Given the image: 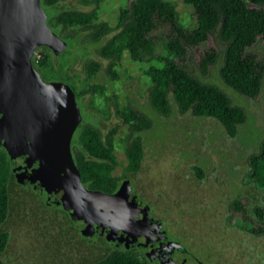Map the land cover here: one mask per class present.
<instances>
[{
  "label": "rangeland",
  "instance_id": "obj_1",
  "mask_svg": "<svg viewBox=\"0 0 264 264\" xmlns=\"http://www.w3.org/2000/svg\"><path fill=\"white\" fill-rule=\"evenodd\" d=\"M174 3L181 22L196 27L191 4L185 0ZM130 0H64L59 8L88 10L97 6L99 21L111 27L118 22L122 8ZM48 11V9H46ZM69 27H67L68 29ZM66 32L76 34L79 29ZM152 55L142 61L132 60L124 52L116 66L119 77L112 79L106 72L107 60L96 52L99 44L75 38L68 40V50L57 57L41 47L34 57L47 59L41 68L46 80H62L74 86L80 94L82 120L100 127L104 132L114 127L115 175L124 174L127 160L124 145L129 128L118 111L136 101L152 119V126L143 134L144 156L140 169L128 174L135 197L149 206L150 214L163 224L168 237L181 242L186 249V264H264V236H255L230 223L229 203L239 197L249 207L264 206V187L249 178L248 159L257 152L264 138V74L261 91L256 97L241 94L219 75L222 44L215 35L208 43L193 48L185 60L189 71L203 82L222 90L231 103L242 107L246 119L230 137L222 124L212 117H195L173 110L170 115H159L147 102L149 78L146 69L157 63V56L165 54V34ZM213 48L217 59L205 72L200 57ZM249 52L264 59V40L259 37ZM62 53V52H61ZM100 62L91 74L86 64ZM103 89L82 93L92 86ZM81 98V99H80ZM84 101V106L83 102ZM203 177L196 175L194 167ZM9 209L0 230L9 240L0 254L4 264H86L113 249L104 237L86 239L57 203L46 204L32 186L7 178ZM63 223V224H61ZM199 261V262H198ZM149 264H158L149 261Z\"/></svg>",
  "mask_w": 264,
  "mask_h": 264
},
{
  "label": "trees",
  "instance_id": "obj_2",
  "mask_svg": "<svg viewBox=\"0 0 264 264\" xmlns=\"http://www.w3.org/2000/svg\"><path fill=\"white\" fill-rule=\"evenodd\" d=\"M62 1L41 0L48 15V24L66 42L75 38L84 42L82 38H87V42L99 44L96 52L100 58L107 60L106 72L114 80L119 77L116 66L124 52L132 60L142 61L155 52L161 41L159 33L165 34V54L157 56V63L144 72L149 78L147 102L150 109L164 116L175 110L180 114L189 112L195 117H212L222 124L228 136H235L238 125L246 119L244 109L232 104L217 86L193 75L185 60L190 50L208 43L210 35H215L223 47L220 77L237 92L249 97L258 96L264 59L248 49L257 38L264 40V0H185L193 7L194 28L181 22L174 3L169 0H130L128 6L120 10L118 22L113 27L107 21L98 20L97 6L88 10L59 8ZM72 28L79 29V33L66 32ZM68 46L67 43L64 51L68 50ZM58 55L53 54V57ZM216 59L217 52L213 48L205 51L199 61L202 71L205 72ZM33 64L41 73V68L47 66V59L33 57ZM99 66L100 62L94 60L86 64L88 69L92 67L91 74ZM70 86L76 97H80L74 86ZM96 89L103 87H88L82 95ZM138 104L131 102L118 111L129 128L124 145L127 164L120 176L115 175L114 127L104 132L100 127L82 120L74 132L71 142L73 159L82 183L89 189L113 192L123 179L128 178V174L140 169L144 156L143 134L151 128L152 119ZM248 164L249 178L264 187V138L259 150L249 156ZM194 169L199 178L203 177L198 166ZM10 175L14 178L9 156L5 148L0 147V223L8 215L7 178ZM228 219L249 234L264 236V206L261 204L249 207L236 197L229 203ZM8 240V233L0 230V254L6 249ZM149 261L137 249L113 248L86 264H149ZM0 264H4L1 255Z\"/></svg>",
  "mask_w": 264,
  "mask_h": 264
},
{
  "label": "water",
  "instance_id": "obj_3",
  "mask_svg": "<svg viewBox=\"0 0 264 264\" xmlns=\"http://www.w3.org/2000/svg\"><path fill=\"white\" fill-rule=\"evenodd\" d=\"M47 17L41 0H0V147L16 181L38 190L46 204L60 203L90 241L106 235L120 248H142L148 259L162 252L159 264H186L181 242L167 236L127 178L110 193L82 183L71 149L82 121L76 94L33 64L38 47L56 55L67 47Z\"/></svg>",
  "mask_w": 264,
  "mask_h": 264
},
{
  "label": "flooded vegetation",
  "instance_id": "obj_4",
  "mask_svg": "<svg viewBox=\"0 0 264 264\" xmlns=\"http://www.w3.org/2000/svg\"><path fill=\"white\" fill-rule=\"evenodd\" d=\"M79 104V103H78ZM80 106V105H79ZM76 131V130H75ZM116 190V189H115ZM114 190V191H115ZM38 191V190H37ZM39 192V191H38ZM40 195V194H39ZM141 203V205H146V204H144V203H142V202H140ZM57 204H59L60 205V203H57ZM61 206V205H60ZM148 206V205H147ZM63 208V207H62ZM65 210V209H64ZM66 211V210H65ZM66 213L68 214V216H69V213L66 211ZM149 214H150V208H149ZM151 215V214H150ZM70 217V216H69ZM152 217H154L153 215H152ZM155 218V217H154ZM156 219V218H155ZM157 220V219H156ZM67 222H68V225L67 226H69V225H72V220H71V217H70V220H67ZM66 221H65V223H67ZM64 223V224H65ZM61 224H63V223H61ZM75 226V225H74ZM76 227V226H75ZM105 236L106 235H98L97 236V238H99V237H104L105 238ZM168 236V235H167ZM106 239V238H105ZM111 245L113 246L112 248H120L119 246H117L115 243H111ZM130 248H133V249H137L138 251H140L144 256H146L145 255V253H144V251H143V249L142 248H140V247H138V246H132V247H130ZM186 249H185V251L184 252H182L181 253V255H185L186 256ZM161 254H162V252H160L158 255H156V257H154V259H149L150 261H152V262H156V263H158L159 264V260H160V256H161ZM163 256L165 255V254H162ZM163 256H161V257H163ZM186 260H187V257H186ZM199 262V261H198Z\"/></svg>",
  "mask_w": 264,
  "mask_h": 264
}]
</instances>
